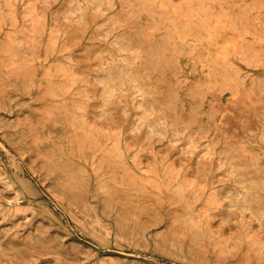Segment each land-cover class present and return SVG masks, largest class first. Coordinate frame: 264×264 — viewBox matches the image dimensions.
Returning <instances> with one entry per match:
<instances>
[{
  "label": "rangeland",
  "instance_id": "obj_1",
  "mask_svg": "<svg viewBox=\"0 0 264 264\" xmlns=\"http://www.w3.org/2000/svg\"><path fill=\"white\" fill-rule=\"evenodd\" d=\"M0 264H264V0H0Z\"/></svg>",
  "mask_w": 264,
  "mask_h": 264
},
{
  "label": "bare ground",
  "instance_id": "obj_2",
  "mask_svg": "<svg viewBox=\"0 0 264 264\" xmlns=\"http://www.w3.org/2000/svg\"><path fill=\"white\" fill-rule=\"evenodd\" d=\"M148 1H149V0H148ZM151 1H153V0H151ZM152 3L155 4L154 2H152ZM159 5H161V4H159ZM151 6H152V5H151ZM148 7H150V6H148ZM148 7H147V8H148ZM162 7H165V5H164V6L161 5V7H159V8H162ZM207 26H208V25H207ZM209 27H210V26H209ZM211 28H212V27H211ZM212 29L215 30L214 28H212ZM212 29H211V30H212ZM205 30H206V29H205ZM207 30H208V29H207ZM208 31H209V30H208ZM179 32H181V31H179ZM210 32H211V31H210ZM214 32H215V31H214ZM176 33L178 34V32H176ZM181 33H182V32H181ZM181 33H180V34H181ZM208 33H209V32H208ZM215 33H216V32H215ZM177 34H176V35H177ZM180 34H179V35H180ZM183 34H184V33H183ZM183 34H182V35H183ZM186 34H187V33H186ZM198 34H199V33H198ZM212 34L215 35L214 33H212ZM184 35H185V34H184ZM193 35H194V34H193ZM208 35H209V34H208ZM213 35H211L212 38H215V37H213ZM221 35H222V34H221ZM185 36H186V35H185ZM185 36H183V37L185 38ZM187 36H188V35H187ZM215 36L219 37L218 34L215 35ZM208 37H209V36H208ZM184 38H183V39H184ZM219 38H220V37H219ZM219 38H218V39H219ZM203 39H204V38H203ZM210 39H211V38H210ZM174 40H176V39H174ZM180 40H181V39H180ZM193 40H194V39H193ZM215 40H216V38H215ZM181 41H183V40H181ZM223 41H224V38H223ZM223 41H222V42H223ZM225 41H226V39H225ZM183 42H184V41H183ZM191 42H192V41H191ZM210 42H211V44H212V40H211ZM222 42H221V43H222ZM197 43H198V42H197ZM216 43H218V42H216ZM223 43H224V42H223ZM223 43H222V44H223ZM225 43H226V42H225ZM193 44H194V43H193ZM211 44H210V46H211ZM218 44H220V43H218ZM175 45H176V44H175ZM194 45H195V44H194ZM176 46H177V45H176ZM182 46H183V45H182ZM186 46H187V45H186ZM215 46H216V45H215ZM220 46H221V45H220ZM193 47H194V46H193ZM193 47H191L190 50H193V49H192ZM197 48H198V47H197ZM203 48H204V47H203ZM203 48H202V49H203ZM209 48H210V47H209ZM216 48H217V47H216ZM207 49H208V47H207ZM219 49H220V48H219ZM222 49H223V47H222ZM204 50H206V49H204ZM198 51H199V50H198ZM207 51H208V50H207ZM218 51H219V50H218ZM218 51H216V52H218ZM222 51H223V50H222ZM190 52H192V51H190ZM190 52H189V53H190ZM193 52H194V51H193ZM185 53H186V52H185ZM207 53H208V52H207ZM214 53H215V51H214ZM219 53H220V51H219ZM190 54H191V53H190ZM190 54H187V55L189 56ZM221 54H222V53H221ZM208 55H209V54H208ZM210 55H211V52H210ZM184 56H185V55H184ZM191 56H192V54H191ZM211 56H212V55H211ZM215 56H216V54H215ZM215 56H213V57H215ZM185 57H187V56H185ZM189 57H190V56H189ZM189 57H188V58H189ZM208 57H209V56H208ZM183 58H184V57H183ZM188 58H187V59H188ZM200 58H202V56H201ZM206 58H207V57H206ZM219 58H220V56H219ZM219 58H218V59H219ZM212 60H213V58H212ZM212 60H211V61H212ZM159 61H160V60H158V62H157L158 64H159ZM149 63H150V62H149ZM201 63H202V62H201ZM209 63H210V62H208V64H209ZM154 64L156 65V62H155ZM158 64H157V65H158ZM161 64H162V63H161ZM150 65H151V64H150ZM159 65H160V64H159ZM152 66H153V65H152ZM154 67H155V66H154ZM158 67H159V66H158ZM200 68H202V67H200ZM151 69H152V68H151ZM159 69H160V68H159ZM202 69H203V68H202ZM157 70H158V69H157ZM152 71H153V69L151 70V72H152ZM157 72H158V71H157ZM155 73H156V71H155ZM157 74H158V73H157ZM205 74H206V73H205ZM201 75H203V74H201ZM201 75H200V76H201ZM207 75H208V74H207ZM150 76H151V75H150ZM152 76H153V75H152Z\"/></svg>",
  "mask_w": 264,
  "mask_h": 264
}]
</instances>
